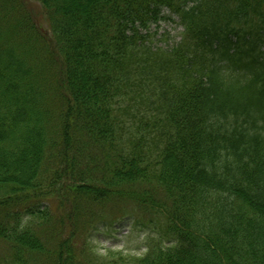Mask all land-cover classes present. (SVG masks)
<instances>
[{
  "label": "trees",
  "instance_id": "16d2710c",
  "mask_svg": "<svg viewBox=\"0 0 264 264\" xmlns=\"http://www.w3.org/2000/svg\"><path fill=\"white\" fill-rule=\"evenodd\" d=\"M122 220L158 236L97 253ZM0 239V264H264V0H0Z\"/></svg>",
  "mask_w": 264,
  "mask_h": 264
},
{
  "label": "rangeland",
  "instance_id": "374dc122",
  "mask_svg": "<svg viewBox=\"0 0 264 264\" xmlns=\"http://www.w3.org/2000/svg\"><path fill=\"white\" fill-rule=\"evenodd\" d=\"M27 6L37 15L36 19L38 20L37 23L40 25V28L45 30L47 28V24L40 12L39 5L35 2L29 1ZM167 13V11H163V14L166 15ZM173 19L174 20H161L156 24H151L147 28V32L151 34V44L155 46H162L163 48H169L179 41V33L182 28L175 22L176 18L173 17ZM143 30L141 33H145ZM126 104L127 101L122 100L120 105L124 107ZM133 107L134 110L139 112V116L146 110L143 105L139 104L133 105ZM122 119H127L124 121L126 127H130V125L134 123L132 120L126 118L125 115ZM47 189L48 188L44 186V190ZM47 203L48 202L46 200L42 202L43 205ZM156 236H158V232L156 230H154V232H144L140 227L134 228L130 220H122L113 223L112 225H98V227L90 235V242L94 246L97 253L101 255H104L108 251H122L124 254L138 256L145 252L147 239L154 238ZM4 252L5 249L3 240L0 239V258H3Z\"/></svg>",
  "mask_w": 264,
  "mask_h": 264
}]
</instances>
